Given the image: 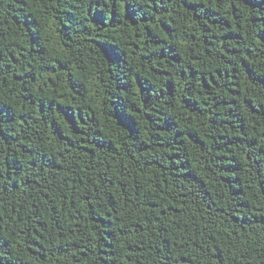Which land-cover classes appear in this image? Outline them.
Returning <instances> with one entry per match:
<instances>
[{
	"label": "trees",
	"instance_id": "obj_1",
	"mask_svg": "<svg viewBox=\"0 0 264 264\" xmlns=\"http://www.w3.org/2000/svg\"><path fill=\"white\" fill-rule=\"evenodd\" d=\"M0 264H264V0H0Z\"/></svg>",
	"mask_w": 264,
	"mask_h": 264
}]
</instances>
